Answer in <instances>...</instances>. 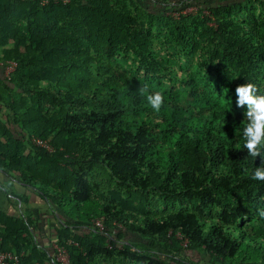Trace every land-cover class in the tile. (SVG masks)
Wrapping results in <instances>:
<instances>
[{"label": "trees", "instance_id": "trees-1", "mask_svg": "<svg viewBox=\"0 0 264 264\" xmlns=\"http://www.w3.org/2000/svg\"><path fill=\"white\" fill-rule=\"evenodd\" d=\"M41 1L0 0V172L52 211L47 247L27 209L24 226L0 215V248L20 264H59L56 247L67 264H264L261 159L244 148L246 106L225 97L245 81L264 92V0L242 16L244 0H162L196 4L178 19L142 0ZM164 30L196 59L176 85Z\"/></svg>", "mask_w": 264, "mask_h": 264}, {"label": "clouds", "instance_id": "clouds-1", "mask_svg": "<svg viewBox=\"0 0 264 264\" xmlns=\"http://www.w3.org/2000/svg\"><path fill=\"white\" fill-rule=\"evenodd\" d=\"M145 96L151 108L159 112L164 104V96L160 91H151L148 84H143L137 90ZM236 105L246 106L244 117L247 123L243 129L244 148L247 154L253 158L260 157V165L251 172V178L264 181V92L258 86L245 81L235 88Z\"/></svg>", "mask_w": 264, "mask_h": 264}, {"label": "rangeland", "instance_id": "rangeland-1", "mask_svg": "<svg viewBox=\"0 0 264 264\" xmlns=\"http://www.w3.org/2000/svg\"><path fill=\"white\" fill-rule=\"evenodd\" d=\"M144 2V3H143ZM162 0H142L141 3H143V5H153V7H156L158 9L161 10H167V14L171 15L174 19H178L179 15L183 14V15H193L195 16L197 14V12H199L196 4H193L191 6L188 7H181V5L178 4H174V7L170 6H164ZM243 7L242 10H240L239 15L242 16L243 14L246 13V10L249 8H253L254 12L256 14H259L260 11H258L257 8V4L255 3V1L252 0H244V2L242 3ZM170 7V8H168ZM257 8V9H256ZM205 13H208L207 10L204 11ZM209 25H213L214 23L211 22L209 23ZM165 32V33H164ZM162 37H161V44L159 47H157V51L160 53V55L164 56V58L171 63L172 65H174V69L173 72L171 73V78L172 80H174L175 85L178 84V78L176 76V72L177 73H182V70H179V68H185L188 69L191 72L196 73L195 71V62L196 59L193 58L192 60L188 61V58L184 56L183 53H181V47H179V45H177L175 43V36L172 34V32H168V30H164L161 33ZM175 47H177V51H175ZM133 63L131 62V60H129L126 64H125V69L126 70H133ZM176 67V69H175ZM232 86V85H231ZM235 88L236 86L233 85L232 87L228 88L225 91V97L228 99H234V97L236 96L235 94ZM50 146V145H49ZM51 147V146H50ZM52 149V148H51ZM180 209V206L175 205V206H170V205H164L161 202L157 203V211L158 212H165V211H170V210H177ZM54 247H56L54 245ZM55 258L56 261L59 264H65L68 259H67V255L65 252L63 251H59L55 254ZM104 264H139L133 261H129L127 259H124L122 257H119L118 254L115 252L113 259L110 260V262H105Z\"/></svg>", "mask_w": 264, "mask_h": 264}, {"label": "crops", "instance_id": "crops-1", "mask_svg": "<svg viewBox=\"0 0 264 264\" xmlns=\"http://www.w3.org/2000/svg\"><path fill=\"white\" fill-rule=\"evenodd\" d=\"M21 197H24L28 202L23 203L20 200ZM27 209L34 211L32 219H37L39 227L38 230L33 232L34 240L47 247L44 233L49 231L45 213L51 214L52 211L48 209L43 201L37 198L34 191L23 188L21 184L0 172V215L12 216L15 219L13 221L14 225L24 226L23 220L29 214ZM41 245L38 246L41 247Z\"/></svg>", "mask_w": 264, "mask_h": 264}, {"label": "built area", "instance_id": "built-area-1", "mask_svg": "<svg viewBox=\"0 0 264 264\" xmlns=\"http://www.w3.org/2000/svg\"><path fill=\"white\" fill-rule=\"evenodd\" d=\"M64 2H67L68 0H63ZM42 4H46L48 2V0H42L41 1ZM16 63L14 61H9L8 65L6 67V74H9L10 72H12L15 68ZM34 144L43 148H46L48 150H51V147L49 146V144L41 139H34ZM93 224L98 227L99 229L103 228V224H102V220L101 219H96L94 220ZM57 248V251H63L65 252L63 249L61 248ZM20 258H21V254H18L15 251H10V250H6V249H2L0 248V264H20ZM68 262V261H67ZM67 262L65 264H67Z\"/></svg>", "mask_w": 264, "mask_h": 264}]
</instances>
